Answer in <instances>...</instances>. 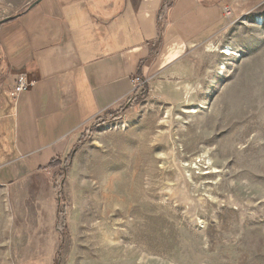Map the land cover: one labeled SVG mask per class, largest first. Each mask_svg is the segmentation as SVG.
I'll use <instances>...</instances> for the list:
<instances>
[{
  "label": "rangeland",
  "instance_id": "rangeland-1",
  "mask_svg": "<svg viewBox=\"0 0 264 264\" xmlns=\"http://www.w3.org/2000/svg\"><path fill=\"white\" fill-rule=\"evenodd\" d=\"M35 1L0 0V20ZM254 5L162 77H139L69 153L0 188V264H264Z\"/></svg>",
  "mask_w": 264,
  "mask_h": 264
},
{
  "label": "crops",
  "instance_id": "crops-1",
  "mask_svg": "<svg viewBox=\"0 0 264 264\" xmlns=\"http://www.w3.org/2000/svg\"><path fill=\"white\" fill-rule=\"evenodd\" d=\"M259 1L42 0L0 24V188L45 165L44 153H69L137 78L162 77L216 42L232 23L225 8L241 17ZM21 73L35 84L13 105Z\"/></svg>",
  "mask_w": 264,
  "mask_h": 264
},
{
  "label": "built area",
  "instance_id": "built-area-1",
  "mask_svg": "<svg viewBox=\"0 0 264 264\" xmlns=\"http://www.w3.org/2000/svg\"><path fill=\"white\" fill-rule=\"evenodd\" d=\"M225 17L231 19L234 16L233 8L227 7L224 11ZM139 78L135 80V88L138 85ZM35 84V81L30 78L27 73H21L15 83V86L8 92V98L15 105L19 96L30 91Z\"/></svg>",
  "mask_w": 264,
  "mask_h": 264
},
{
  "label": "water",
  "instance_id": "water-1",
  "mask_svg": "<svg viewBox=\"0 0 264 264\" xmlns=\"http://www.w3.org/2000/svg\"><path fill=\"white\" fill-rule=\"evenodd\" d=\"M41 1H42V0H37L35 3H33V4L31 5L30 8L35 7V6L38 5ZM17 17H19V16L8 17V18H5V19H2V20L0 21V24L6 23V22H8V21H11V20H13V19H15V18H17Z\"/></svg>",
  "mask_w": 264,
  "mask_h": 264
},
{
  "label": "bare ground",
  "instance_id": "bare-ground-1",
  "mask_svg": "<svg viewBox=\"0 0 264 264\" xmlns=\"http://www.w3.org/2000/svg\"><path fill=\"white\" fill-rule=\"evenodd\" d=\"M259 20H260V22L262 23V25H264V17H261ZM223 54L228 55V56L231 55V54H230V49H229V48L226 49L225 52H224Z\"/></svg>",
  "mask_w": 264,
  "mask_h": 264
}]
</instances>
